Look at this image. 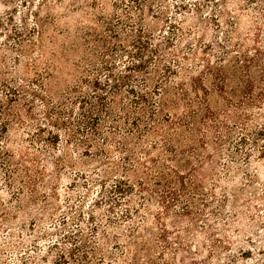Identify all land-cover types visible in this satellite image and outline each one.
<instances>
[{
  "label": "rangeland",
  "instance_id": "rangeland-1",
  "mask_svg": "<svg viewBox=\"0 0 264 264\" xmlns=\"http://www.w3.org/2000/svg\"><path fill=\"white\" fill-rule=\"evenodd\" d=\"M0 264H264V0H0Z\"/></svg>",
  "mask_w": 264,
  "mask_h": 264
},
{
  "label": "trees",
  "instance_id": "trees-1",
  "mask_svg": "<svg viewBox=\"0 0 264 264\" xmlns=\"http://www.w3.org/2000/svg\"><path fill=\"white\" fill-rule=\"evenodd\" d=\"M172 103H174V102H172Z\"/></svg>",
  "mask_w": 264,
  "mask_h": 264
}]
</instances>
